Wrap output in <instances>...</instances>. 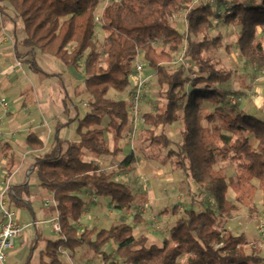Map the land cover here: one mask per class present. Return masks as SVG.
Wrapping results in <instances>:
<instances>
[{
	"label": "trees",
	"instance_id": "trees-1",
	"mask_svg": "<svg viewBox=\"0 0 264 264\" xmlns=\"http://www.w3.org/2000/svg\"><path fill=\"white\" fill-rule=\"evenodd\" d=\"M100 1L0 0V14L11 25L13 51L19 62L46 78L60 74L45 73L36 55L81 70L84 93L89 97V110L82 116L73 103L66 102V96L62 99L63 114L74 112L66 125L76 122L78 140L60 139L57 131L61 126H56L49 150L33 159L32 174L40 187L52 194V211L59 225L57 238L45 241L37 264H63L62 252L72 259L81 248L100 255L105 262L120 264H264L260 248L244 234L217 229V219L236 211L227 199L233 178L215 170L218 159L235 167L237 179L257 181L264 207V122L255 118L256 114L227 104L222 88L232 72L216 69L205 56L221 46L220 36H207L216 16L211 5H194L192 0H112L101 12V28L106 33L101 55L94 40ZM180 11H185L184 32L170 23ZM223 22L239 29L236 46L240 56L253 69H264V47L256 39L258 29L264 32V0H232ZM180 52L189 68L171 65ZM137 57L153 71L164 101L161 109L140 117L148 146L158 152L167 150L160 164L173 165L185 179L202 186L214 203L212 209L201 201L202 211L189 209L184 217L176 218L160 245L149 244L145 236L135 237L125 222L107 229L76 228L87 208L86 194L108 200L121 212H129L134 202L131 190L114 179L116 173L132 171L133 153L117 163L116 172L104 171L86 157L119 155L118 142L132 128L125 99ZM110 91L125 94V99H110ZM204 103L212 110L204 111ZM178 122L182 125L181 141L174 143L163 129ZM204 122L217 142L209 140ZM43 147L34 133L26 137L27 150L38 152ZM28 195V185H16L11 187L8 201L30 210L22 201ZM171 212L177 215L176 208ZM133 220L142 222L138 215ZM108 245H114L113 257L103 251ZM34 249L30 247L26 264H30Z\"/></svg>",
	"mask_w": 264,
	"mask_h": 264
},
{
	"label": "rangeland",
	"instance_id": "rangeland-1",
	"mask_svg": "<svg viewBox=\"0 0 264 264\" xmlns=\"http://www.w3.org/2000/svg\"><path fill=\"white\" fill-rule=\"evenodd\" d=\"M111 1L112 0H101L96 8L95 15L100 17L105 5L109 4ZM231 1L232 0H192L194 5L209 2L216 15L211 20L212 26L208 30L207 36L210 38L220 36L221 46L218 49L210 50L205 56L210 59L216 69L232 72L231 80L222 88L226 95L227 104L236 108L243 106L246 112L256 111L254 117L264 122V69H253L240 56L236 46L239 29L223 22L224 14ZM184 14L185 11H180L173 17V19H170V23L181 32L185 31ZM218 15L220 18L217 17ZM18 35L19 38H21L20 32ZM256 39L264 47V32L260 29H258ZM94 40L97 43L99 53L103 55L106 33L101 28L100 20L99 23H96ZM0 43H2L3 47L1 50H3L4 53H8L9 51V54H12L13 59L11 60V65H13L15 69H13L14 71H11L17 72L19 75H23L25 71L27 73L28 67L25 66L27 64L20 63L15 56L14 51L12 52V28L2 15L0 17ZM159 44L160 43H156L155 46H158ZM36 56L39 57L38 63L43 66L45 73L60 74L48 78L40 76L39 74H34V76H32V74H26L28 79L31 77L35 80L36 78L40 80L47 79L43 82V87H52L53 90L55 87L58 91L55 100L51 102L53 106L49 109L50 113L45 116V119L48 122V129L51 133V138L48 142L49 144L53 142L56 133V126H61L57 131V135L60 139H75L76 122H70L66 125L68 119L74 116V112H72L71 116L63 114L62 99L66 96V102L71 104V106L72 103L76 106L79 116H82L89 110V97L84 93L81 70L72 71V68L65 69V67L59 62L49 57L40 55ZM140 60L141 58H138L139 62ZM18 62L19 65H24V67L21 66L22 70L20 69V66L15 67ZM4 73L8 74V72ZM145 73L146 74L144 75L147 77L146 89L140 107L139 117H142V115L147 112H156L161 109L164 104L161 92L156 85V78L153 71L146 67ZM0 76L7 77L8 75ZM72 80L75 81V84H71ZM131 85L132 84H130V86ZM186 88L188 91L189 85H187ZM107 96L110 99L115 100L120 98L123 100L125 99V94L117 95L113 91H110ZM32 105L34 106L37 104L33 102ZM24 106V108L20 107L18 109L12 105L11 112L17 113V111H19L22 113V111L28 107L27 105ZM202 108L204 111L212 110V107L205 103ZM58 109L60 111H57ZM0 115H2V120L4 121V123H2V121L0 122L1 160L8 152L9 147L8 142H6L8 139L4 133L8 131L6 121L9 119L10 114L0 108ZM59 115H62L64 118H62V116L59 117ZM105 124L106 120H104L103 125ZM203 124L206 127L209 140L211 139V141L217 142L215 135L211 132L210 126L205 122ZM181 126V123H175L170 127L164 128L163 133L174 143H179L181 141ZM144 129L145 126L141 123L132 127L131 131H128L126 137L121 140V142L119 141V145H117L120 149L119 155L115 158H101L104 159V162L102 161L100 164L102 170H113L116 172L117 159H123L130 153L135 155L136 161L133 165L132 171L125 174L116 173L114 176L115 181L124 183L132 192L134 202L131 205L130 211H118L113 208L108 200L93 199L91 196L87 195L85 197L87 201L86 214L81 218L79 223L76 224V228L79 231L93 227L96 229H107L111 225L125 222L132 227L135 237L145 236L148 238L149 244L160 245L167 237L168 231L174 225L176 218L184 217L187 210L194 209L196 212L202 211L204 206L200 205L201 201L206 202L207 205L214 209L213 201L205 195L202 186L185 179L181 172L175 170L170 163L164 165L160 164V161L167 153V150H161L158 152V150L149 147L147 138H145L146 134L143 132ZM155 133L158 134L159 131H156ZM106 138L109 140V135H107ZM109 146L112 147L111 142H109ZM87 158L89 159V156H87ZM98 158L99 157L96 159ZM215 170L224 173L227 177L233 178V184L228 189L227 199L236 207V211L232 212L229 216L217 219V229L220 233L226 231L233 235L244 234L251 243L260 248V256L264 257V236H262L260 232L264 230V207L262 206V193L257 188V181H247L245 177L237 179L235 176L239 175V173L235 167L221 159H218ZM1 174L2 168L0 165V182H5V178ZM174 208L177 209V215H173L171 212ZM135 215H138L142 222L136 223L133 220ZM21 219L26 220L27 222L29 220L31 221V213L26 209H21ZM53 220L54 219L51 220L49 226H40L41 229L45 228L43 236L44 238H48L47 240H49V238H51L50 240L55 239L58 236L51 227ZM25 233L34 235L35 230L32 227L27 229ZM30 243L25 260L22 263L17 262V264H26L30 247H34V243ZM103 251L107 255L113 257L114 245H108ZM60 259L63 264H120L119 261L113 260L105 262L100 255H95L86 248L78 249L72 259H69V257L62 252ZM37 262L38 260L31 262V264H37Z\"/></svg>",
	"mask_w": 264,
	"mask_h": 264
},
{
	"label": "crops",
	"instance_id": "crops-1",
	"mask_svg": "<svg viewBox=\"0 0 264 264\" xmlns=\"http://www.w3.org/2000/svg\"><path fill=\"white\" fill-rule=\"evenodd\" d=\"M2 47V43H0V71L8 72V76H0V94L1 98L7 102L8 106L6 111L10 114V117L6 121L8 131L4 133L8 139L6 142H8L9 147L8 152L0 160V165L2 168L1 175L5 178V180L8 179L10 181L11 187L16 185H28L29 195L25 196L22 201L29 206L30 210L27 211L31 213L32 216L31 221L29 220L27 222L26 220H22L21 208H16L12 204H10V202H8L10 209H12V211H14L15 213L16 221L20 225H27V227L23 230L21 236L14 241L13 249L7 257L5 264H17V262L22 263L27 255L28 247L31 244L30 242H33L35 250L30 261L31 264V262H35L36 260H38V253L43 251L44 243L48 239L44 238L43 236V231L45 228L41 229L40 226H49L51 220L57 216V214L52 211V208L54 207V205L52 204V194L40 187L39 182L32 174V164L35 156L42 155L44 152L48 151L52 145V143L49 144L48 142V140L50 141L51 138L50 130L47 132L44 128H42L41 121H45L48 124L45 116L50 113L49 109H51V106H53L51 102L55 100L58 91L54 86V90L52 89V87H43V82H45V80L47 79L40 80L36 78L35 80L33 79V77L28 79L26 74H32V76H34V73H32L29 68L27 69V73L25 71L23 75L21 74L22 76L17 72H13V69L15 68L13 65H11V60L13 59L12 54H9V51L8 53H4L3 50H1ZM38 59L39 57L36 56L35 60L38 66L43 71H45L43 66L39 65ZM21 66L24 67V65H20V69L22 70ZM25 66L28 67V65ZM73 83L75 84L74 80H72L71 84ZM116 94L118 95V93ZM33 102H35L37 105L33 106ZM12 105L18 109L20 107L24 108V105H27L28 107L24 111H22V113H20L19 111H17V113H13L11 112ZM239 108L246 112L243 106H240ZM57 111L60 110L58 109ZM247 113L256 114V111H247ZM61 116L62 115H59V117ZM62 118L64 117L62 116ZM1 121L2 123H4V121L2 120V115H0V122ZM30 133H34L37 138L43 141L44 147L42 150L38 152H31L25 148V139ZM62 140L71 142L77 141L78 136L76 135L75 139L71 138V140ZM105 157L109 158L111 156ZM101 158L102 157H99L98 159L89 157L88 159L86 157L87 160L93 162L99 160L98 162H95L99 166L102 161L104 162V159ZM121 160L122 159H117V163H119ZM2 182H0L1 185ZM87 195L88 194H86V196ZM46 202H48L47 207L45 206ZM85 214L86 213L84 212L83 216ZM32 227L35 230L34 235L25 233L27 229H30ZM50 239L51 238H49V240Z\"/></svg>",
	"mask_w": 264,
	"mask_h": 264
},
{
	"label": "built area",
	"instance_id": "built-area-1",
	"mask_svg": "<svg viewBox=\"0 0 264 264\" xmlns=\"http://www.w3.org/2000/svg\"><path fill=\"white\" fill-rule=\"evenodd\" d=\"M94 19L96 23H99V20L101 22V15L100 17L95 15ZM138 58L139 57H137L135 61L133 74L131 76L132 85L125 99L127 102L129 123L131 127H135L138 125V123L142 122L139 115L147 81V77L144 75L145 65L141 60L139 62ZM178 64H183L187 68L190 67L189 64L184 62L182 58V52H180L171 62L172 66H177ZM19 66L20 65L18 62L15 67ZM0 75H7V73L0 71ZM7 106V102L0 97V108L6 111ZM41 127L47 132L49 131L48 125L45 121H42ZM10 190V181L7 179L0 187V264H5L7 257L13 249L14 241L21 236L23 230L27 227V225H20L16 221L15 213L9 207L8 195ZM52 204L55 205L54 201H52ZM45 206H48V202L45 203ZM51 227L52 230L58 234L59 225L57 223V216L54 218ZM260 232L261 235L264 236V230Z\"/></svg>",
	"mask_w": 264,
	"mask_h": 264
}]
</instances>
